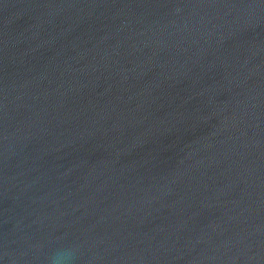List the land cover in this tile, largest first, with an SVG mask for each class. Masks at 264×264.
Segmentation results:
<instances>
[{
    "label": "water",
    "instance_id": "obj_1",
    "mask_svg": "<svg viewBox=\"0 0 264 264\" xmlns=\"http://www.w3.org/2000/svg\"><path fill=\"white\" fill-rule=\"evenodd\" d=\"M264 264V0H0V264Z\"/></svg>",
    "mask_w": 264,
    "mask_h": 264
},
{
    "label": "clouds",
    "instance_id": "obj_2",
    "mask_svg": "<svg viewBox=\"0 0 264 264\" xmlns=\"http://www.w3.org/2000/svg\"><path fill=\"white\" fill-rule=\"evenodd\" d=\"M72 255H73V252L70 249L58 250L52 256V258L50 260V264H68Z\"/></svg>",
    "mask_w": 264,
    "mask_h": 264
}]
</instances>
